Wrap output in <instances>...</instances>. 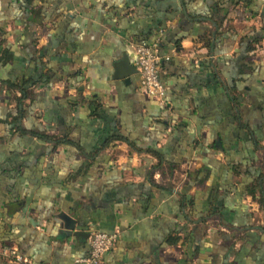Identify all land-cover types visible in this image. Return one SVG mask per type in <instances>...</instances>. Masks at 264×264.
<instances>
[{
  "label": "crops",
  "instance_id": "0c3cea01",
  "mask_svg": "<svg viewBox=\"0 0 264 264\" xmlns=\"http://www.w3.org/2000/svg\"><path fill=\"white\" fill-rule=\"evenodd\" d=\"M183 1L193 20L181 0H0V79L27 93L0 87V264H81L89 234L60 213L117 231L99 264H264V0ZM140 41L169 57L163 101L125 72Z\"/></svg>",
  "mask_w": 264,
  "mask_h": 264
},
{
  "label": "built area",
  "instance_id": "2783aa9c",
  "mask_svg": "<svg viewBox=\"0 0 264 264\" xmlns=\"http://www.w3.org/2000/svg\"><path fill=\"white\" fill-rule=\"evenodd\" d=\"M133 46L137 57L135 67L141 87L150 95L163 101L165 87L160 80L159 68L162 59H168V57L159 54L155 43L149 44L140 41L134 43ZM117 237V231L113 233L98 230L90 231L88 254L78 262L81 264H99L102 256L114 248ZM2 253L14 264H29V261L14 249L4 248Z\"/></svg>",
  "mask_w": 264,
  "mask_h": 264
},
{
  "label": "trees",
  "instance_id": "16d2710c",
  "mask_svg": "<svg viewBox=\"0 0 264 264\" xmlns=\"http://www.w3.org/2000/svg\"><path fill=\"white\" fill-rule=\"evenodd\" d=\"M181 7L183 8L184 14H185L187 19L193 20L192 18H196V16H192V14L187 10V8L185 6V2L183 0H181ZM211 19H213V18H211ZM248 50H249V48H248ZM9 58H10V55L8 54L7 50L0 48V65L6 64L9 60ZM166 60H169V57H168V59H162L160 65ZM24 82L25 81L18 83V82H11L10 80L0 79V87H3V85H4L7 88L6 91H8V92H9V90H18L21 93V95H20L19 99H17L18 100L17 104H21V100L27 94L26 89L24 88ZM19 111H22V109ZM95 112H96V110L92 111V114L95 115ZM19 119H21L20 113L16 116L12 117V121H13L14 125H12V124L11 125L15 128V131L20 133V134H27L30 137H36V138H38L44 142L53 143L54 145H58V144L63 143V142H68L65 140H59V139H55L54 137L47 136V134H45V133H39V132H35V131H27L20 126V124L18 123ZM117 138H119L120 140L125 141L129 144V141L126 137L120 138L119 136L118 137L117 136H111L110 138H108L105 141V143L101 146V148H105L109 144L110 141H112L113 139L115 140ZM152 153L159 161L163 160L162 155L159 154L158 152L152 150ZM258 181H259L257 184L258 190H259V192H261L262 191V176H259ZM182 195L185 196V194H182ZM182 205H184V203H182L181 206ZM187 217H189V215H187Z\"/></svg>",
  "mask_w": 264,
  "mask_h": 264
},
{
  "label": "water",
  "instance_id": "95a60500",
  "mask_svg": "<svg viewBox=\"0 0 264 264\" xmlns=\"http://www.w3.org/2000/svg\"><path fill=\"white\" fill-rule=\"evenodd\" d=\"M118 66L122 67L123 63H121V64L119 63ZM125 72H127L126 74H130V73H134V72H137V71H136V69L134 67H131V68L128 69V71L126 70ZM59 217H60V219L62 220V222H63V224L65 226L64 227L65 228L64 229L65 235H67V236L74 235V236L84 237V236H87L89 234L88 232H84V231L75 229L76 220L72 219L69 215H67L65 213H60Z\"/></svg>",
  "mask_w": 264,
  "mask_h": 264
}]
</instances>
